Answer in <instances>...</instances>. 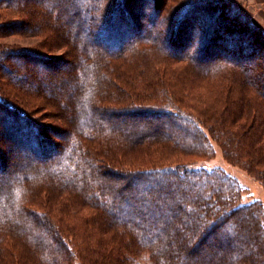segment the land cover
Returning a JSON list of instances; mask_svg holds the SVG:
<instances>
[{
    "label": "trees",
    "instance_id": "1",
    "mask_svg": "<svg viewBox=\"0 0 264 264\" xmlns=\"http://www.w3.org/2000/svg\"><path fill=\"white\" fill-rule=\"evenodd\" d=\"M147 1L0 0V38H38L0 42V264H264V207L223 170L132 164L205 157L210 123L225 158L264 183V30L232 0ZM177 61L214 87L194 114ZM144 114L165 117L135 127ZM12 147L36 159L9 172Z\"/></svg>",
    "mask_w": 264,
    "mask_h": 264
},
{
    "label": "rangeland",
    "instance_id": "2",
    "mask_svg": "<svg viewBox=\"0 0 264 264\" xmlns=\"http://www.w3.org/2000/svg\"><path fill=\"white\" fill-rule=\"evenodd\" d=\"M234 3V7L237 8L242 17H246L247 20H249V22H251L252 24H254L255 26L260 27L259 25L256 24V22L254 21V19L252 18L254 15V10L253 5L249 4L248 1L246 0H232ZM152 0H148L147 3L145 4V12L149 13L150 12V8L152 6ZM256 16V15H255ZM161 18V19H160ZM159 21H157L155 23V26L158 25V22L161 24L164 23V25L168 24L166 23V20H162L163 17H160ZM256 18V17H255ZM146 19H144L145 21ZM147 21V20H146ZM146 24H148L149 26L150 23L146 22ZM170 24V23H169ZM261 28V27H260ZM262 29V28H261ZM163 30V29H162ZM263 30V29H262ZM196 31H194V35L193 38L191 40V42H189L184 48H182L181 51H192L194 52L197 48L196 43H195V39H196ZM38 40L37 37L34 36H26V37H18V36H6L3 38H0V42L1 43H10V44H15V45H20L22 47H30L33 46L35 44V42ZM166 46V45H165ZM167 47V46H166ZM51 54H56V55H61V56H66L64 50L62 48H56L55 50H53L51 52ZM66 58V59H65ZM10 62L12 63H18L19 58H14L12 56L9 57ZM73 62V58L72 57H64V61L60 62L61 65H59V70L62 71V69L64 70L66 67L70 66ZM184 66V62L182 61H177L174 62L173 64H170L169 67L167 65V68H177V72L178 74H181L185 79L187 83V85L191 88L189 89L188 93L185 92V89L187 88V86H184V89H182V86H176L174 88L175 93H182L183 95H185L183 97V108L186 111H190L193 114L194 109H201L204 108L206 105H204L201 100H202V96L200 97V94L205 96L207 98V96L210 95V99L213 98V92H214V87L211 84V80L208 81L207 78L201 80V81H192V77L190 76H186L183 73H180L181 68ZM128 68V66H124L123 69L126 70ZM159 68H162V70H164V66H160ZM48 71V70H47ZM8 73H10L8 71ZM168 74V73H167ZM189 74V73H188ZM167 76V75H166ZM60 79V77H59ZM70 79L68 78L67 81H65V90L63 91V89L61 88V86H59L58 91H61V93L64 94V92L67 91V86H69V81ZM138 80H140L139 77L136 78V82L138 83ZM60 82V81H58ZM136 83V84H137ZM140 88H138L137 90H139ZM180 89V90H178ZM126 90H130L129 88L126 87ZM134 91H136V89H134ZM167 99H169V96L166 97ZM16 100V99H15ZM209 100V99H208ZM168 101V100H167ZM145 104H150V103H145ZM48 114V113H47ZM60 114H62V111L60 110ZM46 115V113L44 112V114L40 115V118L42 119L41 122L44 124H49L51 123V119L47 118L45 119L44 116ZM164 115H152V114H144V115H140L137 116L135 118L136 121V126L137 128H142L143 125L145 124L146 121H153V122H158L164 119ZM199 118V117H198ZM128 122L131 123V119L128 118ZM205 124V122L203 123ZM208 124L207 125H203L204 126V131L206 132V134L208 135V138L210 139L211 142V150L209 152V154H207L205 157L204 156H197V155H176V156H170L168 157V159H164L162 156H160V154L158 153H152V156H143L142 158H137L132 164H135V166H140V165H149L153 162H176V163H192V165L194 167H204L207 169H213V168H219L221 170H223L226 174H228L230 177H232L236 183L240 186L241 188V194H240V201L242 203H249L252 201H257L260 202L262 204V206L264 207V183L263 181L256 175L250 173L247 169H245L241 164H237L234 163L230 160H228L227 158H225L224 156V152L222 150V147L215 141L214 139V131L213 134L209 133L208 130ZM62 129H65L64 125H59ZM44 134H46L44 132ZM9 149V148H8ZM17 148L12 147L11 151H5L8 155L7 157V164L6 168L7 170L13 169V168H17L18 165H24L26 158L29 159H36V156L34 157V155H32L31 153H29V151H16ZM11 153V154H10ZM39 159V157H37ZM15 163V164H14ZM14 164V165H13ZM264 168V166H263ZM6 170V172H7ZM264 171V170H263ZM2 174V173H0ZM6 175V174H5ZM85 213V212H83ZM56 214V213H55ZM144 259V258H143ZM141 261V264H143L144 261Z\"/></svg>",
    "mask_w": 264,
    "mask_h": 264
},
{
    "label": "crops",
    "instance_id": "3",
    "mask_svg": "<svg viewBox=\"0 0 264 264\" xmlns=\"http://www.w3.org/2000/svg\"><path fill=\"white\" fill-rule=\"evenodd\" d=\"M249 4L253 5V19L257 25L264 30V0H246ZM256 15V16H255ZM256 17V18H255Z\"/></svg>",
    "mask_w": 264,
    "mask_h": 264
}]
</instances>
